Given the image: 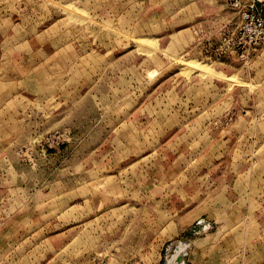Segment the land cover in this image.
<instances>
[{"label":"rangeland","instance_id":"obj_1","mask_svg":"<svg viewBox=\"0 0 264 264\" xmlns=\"http://www.w3.org/2000/svg\"><path fill=\"white\" fill-rule=\"evenodd\" d=\"M199 1L0 0V264H264V45Z\"/></svg>","mask_w":264,"mask_h":264},{"label":"built area","instance_id":"obj_2","mask_svg":"<svg viewBox=\"0 0 264 264\" xmlns=\"http://www.w3.org/2000/svg\"><path fill=\"white\" fill-rule=\"evenodd\" d=\"M230 4L238 9L241 22L223 27L219 45L209 57L250 56L264 45V17L254 11L256 1L240 5L238 0H231Z\"/></svg>","mask_w":264,"mask_h":264},{"label":"crops","instance_id":"obj_3","mask_svg":"<svg viewBox=\"0 0 264 264\" xmlns=\"http://www.w3.org/2000/svg\"><path fill=\"white\" fill-rule=\"evenodd\" d=\"M224 2L220 3L219 0H200L199 1L200 5L202 6V11L206 15H211V14L217 15L221 13L222 12L221 10H223V8L226 7V5H224Z\"/></svg>","mask_w":264,"mask_h":264},{"label":"water","instance_id":"obj_4","mask_svg":"<svg viewBox=\"0 0 264 264\" xmlns=\"http://www.w3.org/2000/svg\"><path fill=\"white\" fill-rule=\"evenodd\" d=\"M181 258V257H180ZM180 260V259H179Z\"/></svg>","mask_w":264,"mask_h":264}]
</instances>
